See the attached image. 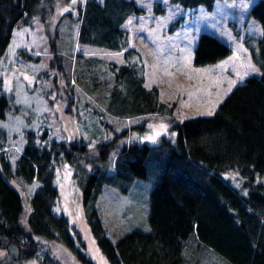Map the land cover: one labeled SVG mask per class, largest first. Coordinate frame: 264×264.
<instances>
[{"label": "trees", "instance_id": "trees-1", "mask_svg": "<svg viewBox=\"0 0 264 264\" xmlns=\"http://www.w3.org/2000/svg\"><path fill=\"white\" fill-rule=\"evenodd\" d=\"M177 1L207 8L213 3ZM58 2L0 0V54L14 27L34 15L44 22L54 53L51 65L69 80L76 73L82 80L88 78L90 70L72 64L73 52L68 53L66 43L58 44L62 24L66 27L74 20L70 29L79 43L123 49L124 54L136 52L128 46L121 25L131 11L141 9L134 0H80L77 15L67 11L54 21ZM249 13L261 25L258 49L253 52L260 73L236 83L209 114L176 120L165 110L166 103L158 101L156 87L142 85V75H136L131 62H113L125 90L115 96L107 85L98 88L105 90L107 109L138 118L145 113L157 118L167 112L172 136L160 134L156 142H125L129 127H122L89 144L82 135L60 139L47 129L40 134L26 129L15 166L0 149V249L16 260L40 254L43 264H62L50 246L56 242L78 264H95L80 231L55 209L59 197L55 175L68 164L81 188L89 230L109 264H264V0H255ZM230 50L225 41L202 30L192 60L197 64L213 61ZM64 58L70 59L68 70L61 62ZM55 81L58 84L56 77ZM148 119L143 116L132 126H144ZM148 169L158 172L148 195V228H133L111 238L96 206L99 193L117 176H145ZM227 172L235 174L238 185ZM16 175L28 182L39 181L27 197L28 210L13 182ZM0 264H7L2 257Z\"/></svg>", "mask_w": 264, "mask_h": 264}, {"label": "rangeland", "instance_id": "rangeland-1", "mask_svg": "<svg viewBox=\"0 0 264 264\" xmlns=\"http://www.w3.org/2000/svg\"><path fill=\"white\" fill-rule=\"evenodd\" d=\"M59 1L54 21L67 11L78 14L80 0ZM134 2L141 9L131 11L121 25L126 29L128 46L136 52L124 54L123 49L79 43L70 29L74 20L66 27L61 25L58 44L66 43L68 53L73 52L72 64L90 70L89 77L83 80L77 73L69 80L65 72L51 65L54 53L40 17L34 15L14 27L5 51L0 54V149L14 166L25 143L26 129H34L38 134L47 129L50 136L60 139L82 135L89 144L107 138L122 127H129L123 138L125 142H156L160 134L166 133L169 137L174 134L169 128L167 112L157 118L143 114L140 119L143 116L150 119L138 127L132 126L138 117L107 109L105 90L98 88L107 85L115 96L125 90L123 76L113 62H131L136 75H142V85L156 87L158 101L166 103L165 110L176 120L213 112L236 83L247 75L260 73L253 52L258 49L261 25L249 13L255 0H213L210 8L177 0ZM202 30L218 36L231 50L213 61L194 63L193 46ZM68 60H61L67 70ZM73 169L64 164L56 172L59 197L55 209L65 213L80 231L95 264H109L98 249L84 217L81 188ZM226 174L239 184L234 173ZM157 178L158 172L148 169L145 176H117L104 185L96 206L111 238L133 228H148V195ZM13 182L21 190L28 210L30 201L27 197L39 181L28 182L16 175ZM50 246L62 264H78L61 243L54 242ZM0 257L7 264H43L40 254L16 260L11 253L0 249Z\"/></svg>", "mask_w": 264, "mask_h": 264}, {"label": "snow or ice", "instance_id": "snow-or-ice-1", "mask_svg": "<svg viewBox=\"0 0 264 264\" xmlns=\"http://www.w3.org/2000/svg\"><path fill=\"white\" fill-rule=\"evenodd\" d=\"M150 139H154V137H150Z\"/></svg>", "mask_w": 264, "mask_h": 264}]
</instances>
